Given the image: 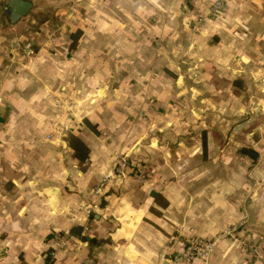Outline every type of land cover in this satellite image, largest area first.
Wrapping results in <instances>:
<instances>
[{
  "label": "crops",
  "instance_id": "crops-1",
  "mask_svg": "<svg viewBox=\"0 0 264 264\" xmlns=\"http://www.w3.org/2000/svg\"><path fill=\"white\" fill-rule=\"evenodd\" d=\"M28 1L30 19L13 21L0 0V263L264 264V138H246L259 159L252 172L260 185L252 189L253 159L238 141L226 144L214 131L206 142L193 136L186 111L194 103L174 96L186 90L196 59L202 85L217 92L232 87L241 98L244 88L264 90V0H93L88 23L77 14L84 0ZM56 5L61 32L53 36V22L35 26L31 14ZM163 6L172 7L169 19L154 20ZM76 28L83 33L72 40ZM133 117L141 129L129 155L146 176L114 179L92 194L113 153L128 154L120 126ZM86 120L100 123V132ZM67 130L86 142L87 170ZM245 214L256 262L229 238L206 260H181L189 237H214Z\"/></svg>",
  "mask_w": 264,
  "mask_h": 264
},
{
  "label": "rangeland",
  "instance_id": "rangeland-1",
  "mask_svg": "<svg viewBox=\"0 0 264 264\" xmlns=\"http://www.w3.org/2000/svg\"><path fill=\"white\" fill-rule=\"evenodd\" d=\"M49 1L51 3L45 0H37L36 5L41 6L43 3H48L47 7H49V5H55L54 3H57L59 0H49ZM99 1L102 2L103 0H99ZM221 1L224 3L227 2L226 0H221ZM93 2L95 1L84 0L83 6H81V10L77 12V14H79V16H81L83 20H85L84 21L85 23H88L91 20L90 8ZM165 3H168V1L166 0ZM220 5L221 3L217 4L216 2L214 7L218 8ZM163 7L164 8L161 10V16L157 17V19H154V20H159V22H165L167 19H169L168 17H169V14H171L170 10L172 7L170 6H167L166 8L165 6ZM57 9H58V6L56 5L54 10H50V12H48L47 10L45 11V10H40V9L37 11L35 10V12L31 14L33 15V18L36 21L34 25L40 26L39 24L43 25L45 20H49L53 22V24L49 26L50 31H52L51 34L53 36L59 35V33L61 32V29H57L59 27V24L57 23L58 21L57 19H59V17L57 15L55 16ZM115 9H116L115 13L119 15L120 12L118 11V8L115 7ZM99 13H102V12L100 11ZM26 15H25V19H30V16H26ZM102 15L104 16L106 14L103 13ZM135 16H136L135 13H131V16L129 19H136ZM153 16L154 15L152 13L147 12L148 21L149 20L153 21V18H152ZM203 18H204L203 16H199L197 18L196 22L193 25L194 30L198 29ZM38 22L40 23L38 24ZM76 30L77 28L75 29V31ZM50 31L44 30V33L49 32L50 34ZM41 32H42V29H40V33ZM82 33L83 31L81 30L80 34L78 35V38L81 36ZM192 62H193L192 60L186 61L185 65H188ZM199 64L201 65L202 62L196 59L191 64V67H189V69L185 71L186 74H185L184 84L187 86L186 90H184L183 92H180L178 96L174 95L176 98L185 99V100L191 101V103H194L192 107L187 108L188 112L186 111V114L189 113V115L191 116L190 119L194 123L193 125H189L191 128L190 131L192 132L193 136L198 137V134L201 133L202 138L205 137V142H206V132L214 131V132L222 134L223 138L225 136L224 141L226 142V144H228L231 140L236 139V141H238V143L240 144L239 149L242 150L244 147L252 148V144L247 142L246 140L247 135L251 134L253 138L258 137V136L264 138V90L263 91L257 90V89L246 90L247 88H244L243 92L240 93L241 98H238V95H237L238 92L233 91L232 87L230 90L217 92L211 87L202 85L203 80L201 79ZM165 73L167 75H170L171 78H174L176 76L171 71L165 70ZM243 86L244 87L246 86L245 83H243L242 87ZM189 87L191 88L189 89ZM211 89H213V91ZM98 93L100 96H102L103 94L101 91ZM202 99L203 101L201 102ZM239 104L242 105L241 110L237 108L239 107ZM255 105L259 108L257 112H255L254 110ZM261 109H262V112H260ZM65 111H66V115H69V117L73 115L71 113L70 107H67ZM102 111L104 112L105 110H102ZM251 116L252 117L254 116V118L251 121H248ZM133 118L134 119L130 125H124L123 128L122 126H120V129L127 130L126 132H123V138H124L123 142H124V145L126 146V148L124 147L125 148L124 151L127 152L128 154H122L116 151L113 153L111 165L108 167L107 170L103 172V174L93 184L92 194H102L106 183L114 179L122 180V179L133 178L137 180V179L144 178L146 176L142 169H141L142 170L141 172V170H137L138 168L134 166L136 163H138L137 157L135 158V156L132 157L129 155L133 147H135L133 143L134 142L137 143L136 141L133 142L132 138L135 137L137 132L141 129L140 124H138V122L135 121L136 120L135 117ZM86 121L87 122H85V124L88 127V129H90L92 132H96V133L100 132V123H98L97 121L95 123H91L88 120ZM202 121L204 122V125H202ZM244 121H247V123L241 129L232 133L233 127H235L236 125H239L240 123ZM146 127L148 128V126ZM55 129H57L56 125H55ZM174 131L175 130H173L172 133H169V135L172 136V134H176V132L174 133ZM151 132L153 133V130H151ZM71 134L72 133L70 132V130H67L65 134L66 140L69 139V136ZM51 136L52 135H47L46 138L50 139L53 142L54 146L59 147L61 143L59 139L52 140L53 138ZM41 142H44V141H41ZM206 148H207V144H206ZM150 158L152 159L154 158V156L152 155L150 156ZM257 160L259 159L252 160L250 164L251 168L246 173L248 181L252 183L251 184L248 182L252 189L260 185L259 178H255L252 172V169L256 165ZM85 163L78 162V165H80V167L83 170H87L88 166ZM120 164H124V165L122 166ZM109 172H112V176L106 178V175ZM97 188H100V191H96ZM250 202L251 201H250L249 196L242 201L241 209L242 211H245L244 213L247 212V208L250 206ZM87 204H90V203H87V202L82 203V208H84ZM247 224H248V220L245 214L244 218H241L240 220L235 222L230 228L226 229L223 233L218 234L208 239H214L216 241V244L221 238L231 239L233 243L240 244L246 250V252L250 255V258H251V261L249 260V262L254 263L258 260L259 255H258V251L255 248V246L250 245L243 235L247 227ZM204 238H207V237H204Z\"/></svg>",
  "mask_w": 264,
  "mask_h": 264
},
{
  "label": "built area",
  "instance_id": "built-area-1",
  "mask_svg": "<svg viewBox=\"0 0 264 264\" xmlns=\"http://www.w3.org/2000/svg\"><path fill=\"white\" fill-rule=\"evenodd\" d=\"M120 165L123 166L124 164ZM111 176L112 172H109L106 175V178ZM96 191H100V188H97ZM215 246L216 241L214 239L193 235L186 240L184 247L181 250V260L186 263H190L196 259L206 260L214 251Z\"/></svg>",
  "mask_w": 264,
  "mask_h": 264
},
{
  "label": "trees",
  "instance_id": "trees-1",
  "mask_svg": "<svg viewBox=\"0 0 264 264\" xmlns=\"http://www.w3.org/2000/svg\"><path fill=\"white\" fill-rule=\"evenodd\" d=\"M80 32L81 30L77 29L75 32L71 33L72 40H76ZM233 83L238 84L239 81L235 79L233 80ZM68 142L70 148L73 150L74 157L80 162H83L88 155V146L86 145V143L80 137L73 134L69 136ZM241 151L249 155L253 160H255L258 156V153L249 147H244Z\"/></svg>",
  "mask_w": 264,
  "mask_h": 264
},
{
  "label": "water",
  "instance_id": "water-1",
  "mask_svg": "<svg viewBox=\"0 0 264 264\" xmlns=\"http://www.w3.org/2000/svg\"><path fill=\"white\" fill-rule=\"evenodd\" d=\"M7 5H8V7H10V9L12 11L11 12V18L13 21H16L20 17L26 15L27 12L32 7V3L28 0H8ZM254 110H255V112H257L259 110V108L255 105ZM253 118H254V116L253 117L251 116L248 121H251ZM246 123H247V121H244V122L240 123L239 125H236L235 127H233L232 133L241 129Z\"/></svg>",
  "mask_w": 264,
  "mask_h": 264
}]
</instances>
